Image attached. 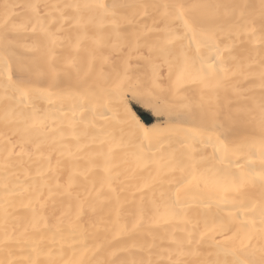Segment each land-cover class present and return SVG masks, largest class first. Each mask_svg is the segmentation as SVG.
<instances>
[{"label":"bare ground","instance_id":"6f19581e","mask_svg":"<svg viewBox=\"0 0 264 264\" xmlns=\"http://www.w3.org/2000/svg\"><path fill=\"white\" fill-rule=\"evenodd\" d=\"M86 2L0 0V36L10 32L17 44L14 79L22 64L33 80L43 72L44 81L58 83L24 95L0 76V264H169L170 256L198 264L209 253L215 258L249 244L258 257L260 185L243 196L211 198L204 179L230 186L264 167L261 0H122L149 7L125 9L115 21L71 10L65 20L43 8ZM174 3L203 6L190 13L208 33L197 37L199 56L195 44L189 48L191 34L168 43L183 32L162 7ZM29 4L41 5L39 17ZM217 5L246 7H229L225 15ZM217 44L230 50L213 70ZM184 52L195 62H185ZM71 92L88 98L86 123L73 111ZM130 101L162 121L146 123ZM34 111L44 123L29 128ZM193 175L172 208L176 188ZM253 203L255 211L243 210ZM189 232L200 241L192 245L198 256H181L173 243Z\"/></svg>","mask_w":264,"mask_h":264},{"label":"snow or ice","instance_id":"6c2138e0","mask_svg":"<svg viewBox=\"0 0 264 264\" xmlns=\"http://www.w3.org/2000/svg\"><path fill=\"white\" fill-rule=\"evenodd\" d=\"M26 7L31 9L38 17L41 15V5L40 4H29ZM133 7H143L147 9L149 5H130L127 3L122 2V0H112L111 3H105V0H90V2H86L83 4L76 3H66L63 5L54 4L43 5L44 9H53L60 13V15L65 19L68 20L71 17L66 15L68 10H71L74 13L81 14L84 11H88L90 13H94L101 17H112L115 21L117 15L125 9L133 8ZM154 8L161 7L160 5H152ZM162 7L166 10V15H170L174 21L181 22V26L183 28L182 34H176L168 41V43H173V41H182L184 38L189 37V48H191L192 44L196 45V55L199 56L200 49L202 44L197 40V37L200 36L201 38L206 37L208 35L207 29L205 28L202 20L198 17L191 16L190 13L193 9L203 7L201 5H185L182 3H174V4H164ZM218 9L223 7L225 9V15H228L229 7L232 8L233 11L237 8H242L246 6L240 5H217ZM261 9L262 15H264V0H261ZM45 16L49 15L48 12L44 13ZM243 11L240 12V16L243 17ZM55 23V19L50 22L49 28L45 29L46 35H52L50 31L51 24ZM15 31V30H14ZM17 47L16 40L12 33L5 32L3 36H0V65H2V69H0V76H3L7 83L5 85L6 88L13 87L16 90L21 91L22 94L27 95L29 90L33 91H48L52 88L58 87V83L53 78L51 81H44L43 76L44 73L40 72L37 74V79L33 80L30 75L26 74V69L24 65H18V73L19 75L16 76L14 79L13 74V58L16 55L13 49ZM229 46L225 45L223 48L219 46V44L215 47L216 57L213 60L212 64L209 65V68L215 70V66L217 62L222 63L224 60V53L229 51ZM184 56L185 62H188L189 59H192L193 63L195 62V58H190L187 52L182 53ZM54 73V69H53ZM182 76L177 77L176 85L179 86L181 82ZM70 98L74 100L73 103V111L75 112L76 109H79L81 114V120L83 121V117L86 112L89 111L87 107L88 98L86 95H82L78 92H71ZM261 123H260V146H261V158L262 163H264V105H261ZM43 120L40 119L36 112H33L31 117V123L27 126L29 128H35L38 125H43ZM86 123V122H85ZM145 135L147 136V130H145ZM223 138V139H221ZM218 139H220L223 150L225 154L229 151L227 145V129H222L218 132ZM195 151V149H193ZM196 164L194 157L192 158V168L193 173L196 170ZM196 179V176L193 175L192 179H189L186 183L181 185V187H177L175 193L173 194V200L171 202L172 208L178 207L181 205L182 202V194L184 193V189H186L189 185L193 183V180ZM259 184L261 191H260V208H261V225H264V167H262L261 171L252 175L251 173L248 174L247 178L240 179L239 181L233 180L230 186H224L218 180H209L207 178L204 179V186L208 192L209 197L211 198H227L229 194L234 196H243L245 194V189L248 186H255ZM256 204L253 203L250 208L243 209L244 211H255ZM264 232V228L261 229ZM201 239L204 237V233H201ZM251 239V237H249ZM173 243L177 244V251L181 256L183 255H199V252L192 248V245L199 244L200 241L195 240L194 234L189 232L187 240H180V241H173ZM251 245H242L240 248H233L230 251L216 252L215 258L213 257V253H209L208 257L198 261V264H264V247H261L259 251V255L257 257L256 251L249 252L248 249ZM35 251V249H34ZM221 255L225 258L221 259ZM231 255L233 259L229 260L227 257ZM29 264H39L38 260H30ZM111 264V262H109ZM132 264H153L152 260L149 259L147 261L141 260L139 262L133 261ZM169 264H185V262L181 259L172 260L171 256L169 257Z\"/></svg>","mask_w":264,"mask_h":264},{"label":"rangeland","instance_id":"374dc122","mask_svg":"<svg viewBox=\"0 0 264 264\" xmlns=\"http://www.w3.org/2000/svg\"><path fill=\"white\" fill-rule=\"evenodd\" d=\"M130 106L133 109V111L140 116V114H143L144 116H146V121H150V122H158V121H162V116H160L159 114H155L152 110L150 109H142L141 107H139L136 103L131 102L130 101Z\"/></svg>","mask_w":264,"mask_h":264},{"label":"trees","instance_id":"16d2710c","mask_svg":"<svg viewBox=\"0 0 264 264\" xmlns=\"http://www.w3.org/2000/svg\"><path fill=\"white\" fill-rule=\"evenodd\" d=\"M143 121H145L146 123H150V121H146V116H144L143 114H140L139 116Z\"/></svg>","mask_w":264,"mask_h":264}]
</instances>
